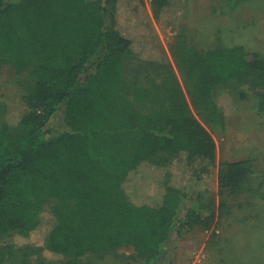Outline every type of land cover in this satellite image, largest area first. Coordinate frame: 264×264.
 <instances>
[{
    "label": "trees",
    "instance_id": "obj_1",
    "mask_svg": "<svg viewBox=\"0 0 264 264\" xmlns=\"http://www.w3.org/2000/svg\"><path fill=\"white\" fill-rule=\"evenodd\" d=\"M150 6L0 0V67L27 74L19 82L27 110L16 127L0 123V238L10 242L0 245V264H82L121 247L142 264H162L185 224L207 230L231 211L218 198L253 193L250 165L217 169L213 131L226 117L214 92L248 78L264 84V54L199 50L182 23L188 0ZM157 25L177 30L169 52L187 97L174 99L191 108L141 126L135 106L125 114L117 103L127 91L126 55L171 64ZM34 235L42 245H18Z\"/></svg>",
    "mask_w": 264,
    "mask_h": 264
},
{
    "label": "rangeland",
    "instance_id": "obj_2",
    "mask_svg": "<svg viewBox=\"0 0 264 264\" xmlns=\"http://www.w3.org/2000/svg\"><path fill=\"white\" fill-rule=\"evenodd\" d=\"M226 0H188L189 14L182 21L188 37L199 50L216 46H244L250 54H264V0H245L229 7ZM151 13L150 0H145ZM161 42L170 65L147 63L136 57L125 56L127 91L117 105L125 114L135 106L140 111L137 121L141 126H153L163 111L182 116L186 104L175 101L184 95V87L170 57L169 45L177 30L162 29L157 25ZM253 55H251V58ZM27 74H19L12 67H0V123L16 127L27 110L23 100L24 88L19 84ZM264 84L248 78L220 86L214 92V101L224 112L226 127L213 131L217 144V169L224 163L250 165L253 193L218 198L228 201L231 211L210 229L185 224L175 233L169 245V257L162 264H264V115L259 112ZM187 97V95H186ZM179 107V108H176ZM116 109V108H113ZM164 113V112H163ZM60 113L55 122H61ZM152 123V124H150ZM156 124V123H155ZM43 238L34 235L19 242L42 245ZM10 243L0 238V245ZM132 247H121L113 252L89 254L82 264H142ZM54 264H66L59 261Z\"/></svg>",
    "mask_w": 264,
    "mask_h": 264
}]
</instances>
